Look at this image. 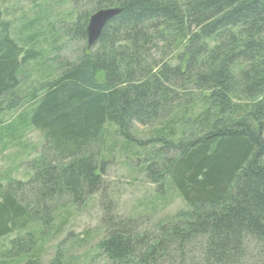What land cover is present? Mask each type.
<instances>
[{
    "label": "trees",
    "instance_id": "1",
    "mask_svg": "<svg viewBox=\"0 0 264 264\" xmlns=\"http://www.w3.org/2000/svg\"><path fill=\"white\" fill-rule=\"evenodd\" d=\"M80 1L87 9L56 30L83 45L79 55L0 126V140L27 128L43 140L28 180L0 179V240L12 236L5 259H36L61 233L64 210L98 196L109 214L90 261L264 264V0ZM105 8L120 11L87 48L88 18ZM10 28L0 13V99L14 101L22 66L40 56L39 33L15 40ZM160 120L168 122L136 138V126ZM108 124L150 147L147 179L174 190L185 211L142 232L111 215L98 149ZM64 240L50 264H64Z\"/></svg>",
    "mask_w": 264,
    "mask_h": 264
},
{
    "label": "rangeland",
    "instance_id": "2",
    "mask_svg": "<svg viewBox=\"0 0 264 264\" xmlns=\"http://www.w3.org/2000/svg\"><path fill=\"white\" fill-rule=\"evenodd\" d=\"M80 1L72 0H0V13L9 21L10 35L13 39H26L38 32L34 42L40 52L36 61L22 66L20 85L15 90L16 98L0 99V126H6L20 112L28 109V99L32 91L39 88L49 77L56 74L59 63L73 61L79 55L83 45L58 38V21H70L79 10L87 9ZM73 13V14H72ZM71 15V16H70ZM70 16V18L68 17ZM69 18V20H68ZM54 25V30L49 25ZM102 75L97 76L102 81ZM18 102L17 107L13 106ZM183 115V114H182ZM177 114V118H183ZM176 118V119H177ZM168 121L160 120L149 126H136V138L144 140L161 129ZM169 122L171 120L169 119ZM177 122V121H174ZM17 140H0V179L6 184L8 179L26 181L31 175L27 163L37 158L43 143L40 134L31 128L17 132ZM100 157L106 161L103 179L111 201V215L119 220L131 219L140 232L152 231L158 221L172 219L186 210L180 196L172 189H157L151 184L144 172L145 161L150 147L139 148L117 135L113 125H106L98 147ZM105 202L98 196L89 198L84 206L64 210L60 218L61 233L40 247L37 258L31 264H50L57 252V246L65 239L62 254L64 264H100L99 260L90 261L98 240L103 236L101 222L109 214L104 208ZM12 236L0 240V264H28L32 259H5L4 251Z\"/></svg>",
    "mask_w": 264,
    "mask_h": 264
},
{
    "label": "water",
    "instance_id": "3",
    "mask_svg": "<svg viewBox=\"0 0 264 264\" xmlns=\"http://www.w3.org/2000/svg\"><path fill=\"white\" fill-rule=\"evenodd\" d=\"M119 11L118 8H105L89 16L85 30L87 48L92 47L96 43L105 24L115 17Z\"/></svg>",
    "mask_w": 264,
    "mask_h": 264
}]
</instances>
